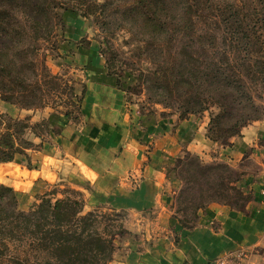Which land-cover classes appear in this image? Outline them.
Listing matches in <instances>:
<instances>
[{
    "label": "rangeland",
    "instance_id": "obj_1",
    "mask_svg": "<svg viewBox=\"0 0 264 264\" xmlns=\"http://www.w3.org/2000/svg\"><path fill=\"white\" fill-rule=\"evenodd\" d=\"M59 1L66 5L54 12L55 18L42 23L33 22L12 5L1 8L9 11L5 24L13 32L0 51V115L26 124L23 138L32 147L26 149V156L0 163V168L15 164L20 169H40L35 178L16 176L9 169L1 175L0 185L15 191L20 210L27 211L45 193L54 192L55 198L79 193L66 176L59 180L47 170H60V164L36 157L43 144L52 142L64 127L59 120L77 124L82 118L89 65L78 59V51L93 54L99 70L124 92L130 116L171 126L192 119L204 127L206 139L221 146L230 145L245 127L264 122V56L250 52L245 57L232 48L217 12L192 14L191 29L184 24L178 32L168 28L162 33L148 28L127 10L138 6L139 0ZM88 6L90 15L85 14ZM174 11H166L169 24L180 16L178 12L175 17ZM252 13L247 10V17ZM241 166L250 169L254 163L248 160ZM166 168L171 177V216L183 228H192L200 212L212 204L244 211L252 200L233 183L242 179L244 171L226 163L204 162L196 155L182 154L167 160ZM231 182L233 191L226 188ZM15 183L20 189H15ZM83 194L85 212L107 214L98 225L100 236L110 240L115 250L122 248L123 253V243L133 236L125 229L127 215ZM148 228L144 230L147 237ZM9 251L12 256L14 249ZM108 256V251H101L91 257V264H106Z\"/></svg>",
    "mask_w": 264,
    "mask_h": 264
},
{
    "label": "crops",
    "instance_id": "obj_2",
    "mask_svg": "<svg viewBox=\"0 0 264 264\" xmlns=\"http://www.w3.org/2000/svg\"><path fill=\"white\" fill-rule=\"evenodd\" d=\"M77 56L89 65L82 118L77 124L59 120L64 127L36 157L60 164V170H47L59 180L66 176L84 203L83 193H88L90 201L127 215L125 229L133 236L123 243V253L122 248L114 251L110 264H216L221 259L226 264H264V122L245 127L230 145L221 146L206 139L204 127L192 119L171 126L130 116L124 92L99 70L95 56L87 51ZM182 154L244 171L237 186L252 196L244 211L212 204L192 228L172 218L166 163ZM248 160L254 167L242 168ZM8 169L25 178L40 172L10 164L0 168V182ZM14 187L20 189L17 183Z\"/></svg>",
    "mask_w": 264,
    "mask_h": 264
},
{
    "label": "trees",
    "instance_id": "obj_3",
    "mask_svg": "<svg viewBox=\"0 0 264 264\" xmlns=\"http://www.w3.org/2000/svg\"><path fill=\"white\" fill-rule=\"evenodd\" d=\"M4 5H12L33 22L42 23L55 18L54 12L66 4L59 0H0V51L13 32L9 24H5L10 15L8 10L1 9ZM168 9L175 10V17L180 12L176 23L169 24ZM127 10L136 14L148 28L162 33L168 28L178 32L184 24L191 29L194 25L192 14L200 16L204 10H212L221 17L232 48L244 53L245 57L250 52L264 56V13L261 11L264 0H139L138 6ZM247 10L253 12L248 17ZM85 11L91 14L89 6ZM3 100L8 101L5 96ZM27 128L24 123L5 120L0 115V163L26 156V149L32 147L23 138ZM233 183L226 188L235 190L231 188ZM73 194L77 196L55 198L54 192L45 193L27 211H22L15 191L0 185V264H30L31 260L34 264H91V257L101 251H108L106 264L110 262L115 248L98 231V225L107 214L85 212L80 194ZM10 247L14 249L12 256H9Z\"/></svg>",
    "mask_w": 264,
    "mask_h": 264
},
{
    "label": "built area",
    "instance_id": "obj_4",
    "mask_svg": "<svg viewBox=\"0 0 264 264\" xmlns=\"http://www.w3.org/2000/svg\"><path fill=\"white\" fill-rule=\"evenodd\" d=\"M216 264H226V261L221 259V260L216 261Z\"/></svg>",
    "mask_w": 264,
    "mask_h": 264
}]
</instances>
